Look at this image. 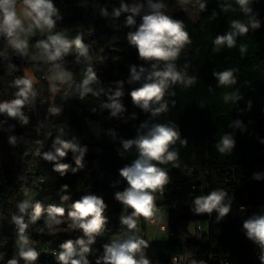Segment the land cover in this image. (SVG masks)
I'll return each instance as SVG.
<instances>
[{"label":"trees","instance_id":"16d2710c","mask_svg":"<svg viewBox=\"0 0 264 264\" xmlns=\"http://www.w3.org/2000/svg\"><path fill=\"white\" fill-rule=\"evenodd\" d=\"M159 1L172 11L173 18L184 22L190 34L191 44L182 50L176 65L179 70H186L188 77H194L195 83L187 87L174 85L169 92L174 91L175 96L165 97L169 110L153 118L150 112L135 105L130 96L132 90L142 86L152 69L151 62L138 58L126 39V34L134 30L125 26L129 13L111 17V11L120 6L121 0H54L62 17L54 31L63 32L69 39H75L77 32H82V42L89 46L91 60L81 57L77 64L73 45V52L61 62L73 74L72 94H68L72 102L63 110L70 132L66 141L86 147L87 151L80 165L75 160L79 153L71 151L59 161L70 165L63 176L53 171V163L48 165L37 155V151L41 154L44 150L47 122L52 115L49 100L36 85V99L23 110L29 118L27 124L0 114V253H5L0 264H7L18 251L12 215L18 214L17 204L25 199V191L35 196L33 203H41L42 216H46L47 208L53 204L71 209L84 194L104 197L108 223L103 235L92 245L89 259L95 264V258L103 253L102 245L110 242L105 237L123 233L125 226L119 217L122 212L131 211L115 200V194L127 186L119 170L138 156L135 146L125 150L123 142L144 134L146 129L141 127L144 123L150 127L153 123L169 122L176 124L187 146L179 141L173 146L179 153V168L171 163L159 165L170 177L163 195L155 194L156 205L167 207L169 236L145 239L149 242L146 254L151 264H171L173 256L181 255L189 258V264H261V248L247 237L243 224L261 213L264 206V0H253L251 4L260 27L250 28L248 34L238 37L236 47L223 46L218 51L213 44L215 37L230 31L232 20H248L235 0H227L235 9L228 12L220 7L226 0H207L205 11L195 6L194 0L185 6L186 11L178 0ZM123 2L131 6L133 0ZM104 7L109 11L108 17L100 14ZM43 38L37 34L34 40ZM242 44L247 45L244 53L240 51ZM0 52L6 53L0 55V101H3L12 98L15 89L11 83L24 75L25 70L20 55L7 48L3 37H0ZM10 64L16 66L11 75L7 74ZM131 66H136L138 72L140 67L146 69L140 81L128 82ZM87 67L96 75L90 87L99 95L89 94L81 100L79 91ZM226 69H235L236 83L220 87L213 73ZM117 89L123 93L116 98L122 111L112 115V109L105 105L113 102ZM227 93H236L240 99L225 102L223 96ZM224 134L230 135L235 143L230 153L221 154L215 145ZM10 137H15V144L9 142ZM48 166L52 169V182L46 186L41 176ZM65 184L69 186L68 191L61 190ZM216 189L228 193L225 202L231 199L229 214L220 220L215 212L210 216L196 213L192 203L196 196ZM43 193V199L36 200ZM64 196L69 198L63 200ZM241 204L250 205L251 212L249 216L234 219L232 209ZM31 212L28 209V215ZM199 220L208 223V231L194 239L191 226ZM37 227H44L43 219L27 230L32 247L41 254L37 264H57L55 256L62 249L52 244L56 234L38 233Z\"/></svg>","mask_w":264,"mask_h":264},{"label":"clouds","instance_id":"9594fccd","mask_svg":"<svg viewBox=\"0 0 264 264\" xmlns=\"http://www.w3.org/2000/svg\"><path fill=\"white\" fill-rule=\"evenodd\" d=\"M253 0H235L240 11L248 17V20H232L231 30L224 35H218L213 40L215 50L223 46L229 49L236 47L237 38L249 33V29H258L260 23L253 15L251 7ZM182 10H187L185 6L193 4V0H178ZM195 6L201 11H205L207 0H194ZM143 5L133 4L129 6L121 0L120 6L113 8L111 17L119 18L122 13H129L125 19V26L130 29L126 34L127 41L136 50L138 58L146 62H151V71L145 77V82L141 87L130 92V96L135 105L145 112H150L153 118L169 110L167 95L175 96V92L169 90L177 83L184 86H191L195 83L194 77H188L186 70H179L176 61L182 50L191 44V37L184 22L173 18L164 9L165 3H153L149 0L150 11L140 16L137 24L136 17L140 15ZM224 12L235 11L233 4L226 2L220 5ZM100 14L104 17L109 16L106 7L100 9ZM213 13V18H215ZM60 10L54 0H0V37L6 41L7 48L11 49L15 55L27 57L30 48L34 47L37 54L30 57L32 61H41L48 66V74L44 77L49 82L50 91L55 94L60 91V86L68 84L71 86L73 74L66 71L62 66L65 56L73 52V45L77 54L76 63L81 62L80 58L91 60L89 56V46L82 42V32H77L75 39H69L63 32L54 31L57 21L61 20ZM39 33L43 39L35 40L30 44L31 38ZM247 50V45H240L241 53ZM0 55H6L0 52ZM12 70H16L15 65H9L7 74L11 75ZM39 71V68H37ZM146 69L140 67L139 72L136 66H131V78L128 81L141 80V74ZM235 69H226L214 72L220 87L234 85ZM96 75L91 67L84 69V79L80 86L79 95L81 100L85 96L99 95L94 91L91 84L96 80ZM39 83V78L35 72L29 70L24 75L16 77L11 86L15 89L11 99L0 101V114L10 118H18L23 124H27L29 118L24 114V108L31 105L37 97L35 85ZM122 87V82H117ZM123 95L117 89L112 103L105 105L112 109V115L122 111V105L116 98ZM225 102L236 101L240 96L236 93H227L223 96ZM175 106V101H172ZM57 107H50L52 114L59 113ZM239 125V122H237ZM146 129L144 134L138 135L135 139L123 142L125 150L133 148L138 153L137 158L130 164L119 170V174L126 187L123 191L115 194V200L130 212H122L120 223L125 226V231L110 240L109 243L102 245L103 253L95 258V264H151L147 257L146 249L149 242L139 235L137 228V218L142 216L145 219L153 218L158 211L156 207L157 195H163L165 187L170 183L168 171L159 165L171 163L173 167L179 168V153L173 150V146L180 142L187 146V141L181 139L180 132L176 124L153 123L149 127L147 123L141 125ZM9 142L16 143L15 137H10ZM37 143H40L39 141ZM234 140L230 135L224 134L219 143L215 146L221 153H230L234 147ZM52 148L54 151L44 152L42 158L53 163V171L63 176L70 165L60 163L62 158L71 151L75 156L76 164L80 165L87 148H81L76 143H72L57 137ZM37 155H40L37 151ZM73 172L76 169H72ZM258 178V177H257ZM62 191H68L67 184L62 186ZM25 199L17 204L18 214L12 215V223L17 228L16 247L18 251L7 264H37L40 252L32 247L27 230L30 225L37 224L41 219L44 220V227H37L36 232L48 235H55L56 229L65 224L73 231L81 233L73 241L68 239L61 245V251L55 256L57 264H92L89 255L93 252L92 245L96 243L97 237L103 235L105 226L108 223L106 211L108 205L104 197L93 193L84 194L79 200L75 201L71 210H67L61 205H50L47 208L46 216H42L44 211L41 203H33V198L28 191L24 192ZM223 189H216L207 194L196 196L192 201L194 211L198 214L211 215L215 212L217 220L224 218L231 209V199ZM69 197H62L67 200ZM32 209L28 215V209ZM27 216V220L25 217ZM155 222V221H154ZM247 237L261 248L259 257L261 264H264V215H253L243 224ZM5 253H0V261L4 259ZM178 258L173 257V264H177ZM203 264V262H201Z\"/></svg>","mask_w":264,"mask_h":264},{"label":"rangeland","instance_id":"374dc122","mask_svg":"<svg viewBox=\"0 0 264 264\" xmlns=\"http://www.w3.org/2000/svg\"><path fill=\"white\" fill-rule=\"evenodd\" d=\"M153 3H157L160 2L159 0H152ZM133 4H139V5H143V7L141 8V12L140 15L136 17V20L139 24L140 22V16H143L144 14H147L150 9H149V0H133L132 5ZM164 11L173 16L172 11L168 10V9H164ZM194 19H197V13H195L194 11ZM35 37V36H34ZM34 37L31 38L30 44L34 43ZM33 50H36L34 47L30 48L29 54L27 57L24 56H20V58L23 61V68L25 70V73H27L29 70H32L33 72H35V75L39 78V83L36 85L39 90H42V93L44 94V96L49 100L51 107H57L60 109L59 113H61L58 118H62L64 117V111H63V106H62V98L64 95H68V94H72V86H69L68 84L65 85H61L60 86V91H58L57 93L53 94L50 91V86H49V82L44 79V77L48 74V66L43 64L42 62H38V61H32L30 59V57L33 54ZM37 68H39V71H37ZM57 113V114H59ZM57 114H52L51 115H57ZM45 140V138H44ZM43 145H44V141H43ZM44 153V151H41V157L42 154ZM43 161H45L42 158ZM45 173L42 176H45L44 178L46 180H48L49 178V171H45L43 170ZM41 176V178H42ZM29 192V191H28ZM31 197L34 199L35 196L33 194H31V192H29ZM43 199V197H41ZM157 209L158 206L156 205ZM67 210H71V209H67ZM261 212L264 213V206H262L261 208ZM155 221V222H154ZM195 226L196 224H193L191 226V231L192 234L195 235L197 233V231L195 230ZM208 231V223H204V231L203 232H207ZM138 232L139 235L144 238L147 239L149 241L151 240H156V239H165L166 237L169 236V217H168V212L166 211H162L156 212L155 217L153 218H148L145 219L144 217L140 216L138 217ZM81 233L79 231H73L71 229H69L67 227V221L65 224L59 226L56 229V236H54L52 244L54 246H61L64 242H66L68 239H72L73 241H75L78 236H80ZM190 264H194L193 262H191Z\"/></svg>","mask_w":264,"mask_h":264},{"label":"built area","instance_id":"2783aa9c","mask_svg":"<svg viewBox=\"0 0 264 264\" xmlns=\"http://www.w3.org/2000/svg\"><path fill=\"white\" fill-rule=\"evenodd\" d=\"M39 36H41L38 33ZM89 35H92V33H89ZM72 101H69V95H64L62 98V106H63V110L67 107H69V103H71ZM61 113L57 114V115H52L48 122H47V133L45 136V140H44V145H43V151L44 152H48V151H54V149L52 148V144L54 142V139H56L57 137H59L60 139L66 140V134H68V123H66V119L62 118H58V116ZM45 162L49 163L48 165H50L52 162H48L45 160ZM49 169L47 171H49V178L48 180H46L44 177L42 176L41 181L46 185L49 186L52 182V169L51 166H48ZM45 196V193L41 194L40 196H38L36 198L40 199V197ZM158 211L162 212V211H166L167 212V207L166 206H158ZM251 212V206L247 205V204H241L238 207H235L232 209V216H234V219H239V216H249ZM257 215H264V213H258ZM195 230L197 231V233L193 236L194 239L201 237V234L204 231V223L199 220L196 223L195 226ZM112 238V236H106L105 239H107L108 241H110ZM175 257V256H173ZM173 257L171 260V264H173ZM178 258L177 264H189V258L188 257H176Z\"/></svg>","mask_w":264,"mask_h":264},{"label":"bare ground","instance_id":"6f19581e","mask_svg":"<svg viewBox=\"0 0 264 264\" xmlns=\"http://www.w3.org/2000/svg\"><path fill=\"white\" fill-rule=\"evenodd\" d=\"M69 101H71V95H69ZM69 105H70V103H69ZM66 123H68L67 120H66ZM69 134H70V132H69V130H68V134H66V138L69 137ZM43 197H44V196H43ZM243 217H244V216H239V218H243ZM175 257H185V256L181 255V256H175Z\"/></svg>","mask_w":264,"mask_h":264},{"label":"crops","instance_id":"0c3cea01","mask_svg":"<svg viewBox=\"0 0 264 264\" xmlns=\"http://www.w3.org/2000/svg\"><path fill=\"white\" fill-rule=\"evenodd\" d=\"M38 34V33H37ZM37 37V35L34 37V39ZM34 54H37V50H33V54L32 55H34ZM38 62H41V61H39V60H37ZM43 63V62H42Z\"/></svg>","mask_w":264,"mask_h":264}]
</instances>
